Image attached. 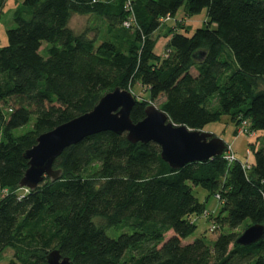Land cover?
I'll list each match as a JSON object with an SVG mask.
<instances>
[{"label": "trees", "instance_id": "1", "mask_svg": "<svg viewBox=\"0 0 264 264\" xmlns=\"http://www.w3.org/2000/svg\"><path fill=\"white\" fill-rule=\"evenodd\" d=\"M124 3L22 0L12 14L0 48V255L13 250L7 264H46L54 249L72 264H264V236L242 247L235 232L264 226V139L251 146L248 170L222 156L172 170L156 144L103 132L62 152L53 164L59 180L19 188L28 168L23 153L37 137L116 88L140 85L150 103L163 97L159 110L189 130L223 115L264 130V0H132V29L122 27ZM181 7L187 16L206 9V26L190 37L167 28L159 56L155 35ZM73 15L103 19L107 39L75 34ZM148 102L135 101L132 123L144 118ZM196 187L224 201L211 245L183 244L195 229L189 218L205 209L192 195ZM124 228L132 232L105 233Z\"/></svg>", "mask_w": 264, "mask_h": 264}, {"label": "water", "instance_id": "2", "mask_svg": "<svg viewBox=\"0 0 264 264\" xmlns=\"http://www.w3.org/2000/svg\"><path fill=\"white\" fill-rule=\"evenodd\" d=\"M135 101L132 93L116 88L103 95L91 111L38 136L33 147L23 153L28 168L18 184L19 188L32 191L46 177L52 182L59 180L61 171L54 170L53 164L62 152L87 137L103 132L124 135L133 145L156 144L160 148L161 160L172 170H179L190 163H206L227 151V146L220 139L174 125L152 103L146 106L144 118L132 123L130 112ZM263 236V225H251L240 234L236 244L247 247L259 242ZM45 262L72 264L58 249L50 251Z\"/></svg>", "mask_w": 264, "mask_h": 264}, {"label": "rangeland", "instance_id": "3", "mask_svg": "<svg viewBox=\"0 0 264 264\" xmlns=\"http://www.w3.org/2000/svg\"><path fill=\"white\" fill-rule=\"evenodd\" d=\"M22 0H6L1 12H0V48L8 44L6 32L13 28L12 14L14 10L19 6ZM104 1V0H101ZM207 22V10L203 9L199 14L187 16L183 7H181L176 13L175 17L170 20H166L160 31L155 35L157 38L155 41L154 52L159 56H164L165 44L168 40L166 38L165 29H174L173 33L182 34L184 36L190 37L195 30L203 29ZM69 27L75 34H80L81 32L88 30L90 36L96 37L100 40L102 38L107 39L106 35V25L104 20L95 16H79L73 15L69 21ZM167 32V31H166ZM169 32L167 33V35ZM164 35V36H163ZM104 36V37H103ZM160 36V37H159ZM46 47V43L41 46V53ZM194 71H192L193 73ZM130 93L136 98V100H145L148 102V92L142 88L140 85H134L133 88H129ZM163 101V97H159L158 100L152 102L157 109H159L160 103ZM150 103V102H148ZM236 125L230 120L229 116H221L220 119L215 122L206 125L201 131L203 133L211 135V137L220 139L226 146L228 152H231L235 159L240 163H247L249 167L253 164V151L251 146L258 148L261 141L264 139V130L262 132H254L252 130L248 131V134H242L243 123ZM248 126V125H247ZM249 127V126H248ZM227 152V151H226ZM247 152L249 153L247 155ZM23 193L27 192L22 189ZM192 195L198 200L200 204L204 205V211L200 216H192L189 218L190 222L194 225L195 229L193 233L183 240V244H189L197 239H203V241L211 245L217 235L219 234L218 225L213 221V219L218 216H225L222 212L223 199H217L216 196L221 197L220 194L211 195L207 190L200 187L192 188ZM246 224V223H245ZM129 228L124 229H106L105 233L111 238H117L120 234L131 233ZM235 232L242 233V229L239 228ZM172 235L171 232L165 235V240H167ZM13 250L10 248L5 249L0 255V264H7L13 258Z\"/></svg>", "mask_w": 264, "mask_h": 264}, {"label": "built area", "instance_id": "4", "mask_svg": "<svg viewBox=\"0 0 264 264\" xmlns=\"http://www.w3.org/2000/svg\"><path fill=\"white\" fill-rule=\"evenodd\" d=\"M124 11L126 13V19L124 20L123 24H122V27L125 28V29H132V27L135 24V17H134V14H133V4H132V0H125V3H124ZM166 20H169L168 18H166L163 22H165ZM249 124L247 122L243 123V128L242 130L240 131V133L242 134H248V131H249ZM249 153L247 152V155ZM224 161H226L228 164H233L235 163L237 160L235 159L234 155L231 153V152H225L223 155H222ZM240 166L243 170H248L249 169V165L247 163H240ZM27 191V190H26ZM218 200L221 201V198H219V196H216Z\"/></svg>", "mask_w": 264, "mask_h": 264}, {"label": "crops", "instance_id": "5", "mask_svg": "<svg viewBox=\"0 0 264 264\" xmlns=\"http://www.w3.org/2000/svg\"><path fill=\"white\" fill-rule=\"evenodd\" d=\"M170 19H173V18H170ZM68 26H69V24H68ZM69 28H70V27H69ZM165 30H166V29H165ZM165 30H164V31H165Z\"/></svg>", "mask_w": 264, "mask_h": 264}]
</instances>
